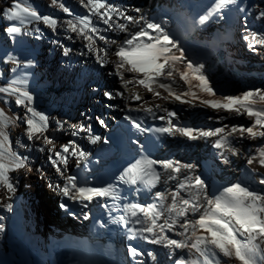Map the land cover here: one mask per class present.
<instances>
[{
  "label": "snow or ice",
  "instance_id": "obj_1",
  "mask_svg": "<svg viewBox=\"0 0 264 264\" xmlns=\"http://www.w3.org/2000/svg\"><path fill=\"white\" fill-rule=\"evenodd\" d=\"M235 0H213L206 12L198 19L191 21L193 26L203 25L213 16H222L223 10L234 4ZM80 4L87 9V15L74 16L68 7L58 0H51V7H58L70 17L66 20H59L51 15L40 14L37 9L30 5V0H23L22 3H15L6 9L0 10L8 21L19 22L20 24L40 22L53 32L61 28L68 33L67 39H80L84 41L81 55H92L96 62L105 67L111 65L112 70L108 72L111 77H116L120 88L106 91L105 97L109 100L121 98L129 101L140 102L133 108L125 105L128 114L124 119L140 131H155L161 135L174 136L179 134L189 140L209 139L212 147L219 151V154L228 163L226 152L233 156L238 155L236 144L240 141H256L264 138V107H256L257 104L264 105V90H245L237 95L219 94L207 75L203 73V65H194L185 57L182 46L175 40L167 30V20L144 21L143 16L137 18L130 15L127 9H121L108 0H80ZM135 11L139 13L140 8ZM260 15L264 17V12ZM93 17L96 18L95 23ZM115 17V18H114ZM144 21L142 26L131 31L130 25H136ZM101 26L104 32H120L127 35L123 39L109 40L101 34ZM21 27L15 23L5 28L6 34L13 36L21 32ZM41 32L40 28H35ZM71 34H76L75 37ZM248 42L252 51H257V46L264 47V34L245 30L242 37ZM96 39L104 41V46H97ZM114 45L115 48H109ZM71 48H64V54L68 55ZM12 63L20 66L21 62L12 59ZM28 63H31L29 61ZM183 65V68L180 67ZM15 71V69H13ZM126 74H132L128 78ZM179 81L187 85V90L175 91ZM195 82V84L193 83ZM129 85L139 87L151 94L152 100L161 99L165 101L174 100L180 105L200 106L205 109L215 110L217 115L209 116V120L225 121L230 116H246L249 120L245 124H223L214 129H194L192 127L177 126L172 123L173 118H178V111L173 108L162 107L160 104L152 105V102L145 99L138 91H131ZM198 91H194L193 89ZM160 90H163L161 92ZM126 93H130L127 94ZM163 93H167L164 95ZM0 101L4 107H0V206L11 208L6 201L11 200L16 191L15 177L10 173L26 169L29 157L18 154L13 150L12 141L9 138V125L18 127L19 124L25 127L26 142L16 140L19 148H37L40 152H48V160L55 167V171L61 179V184L53 185L66 198L60 207L69 210L70 204H79L87 208L94 200L121 199L120 189L115 184L102 186L89 185L81 182L77 175L69 174V160L75 157L76 167L79 168L82 161H86L90 155L84 148L80 147L75 140H70L60 145L57 149L54 140L45 136L50 121L54 120L57 130L64 129L67 121L55 120V118L38 111L34 105V96L24 87L22 80L7 81L0 85ZM207 96L210 98H203ZM214 97V98H213ZM11 98L17 108H23V113L12 111ZM195 101H199L197 105ZM7 108V111H6ZM162 111L164 115L157 116L156 111ZM144 112L147 116L160 121H166L167 126H160L154 129H144L137 118L130 115L131 112ZM227 115H221L220 112ZM102 127H107L106 121L96 117ZM19 121V124H17ZM74 131L73 136L79 133H88V141L97 144L102 137L94 135L91 124L68 125ZM40 142L39 146L35 142ZM104 143L108 140L104 139ZM51 146V147H49ZM246 163L250 166L249 171L258 176V184L264 186V145L256 149V154H249ZM258 165V167H257ZM156 166L163 171L158 172ZM193 165L181 166L176 160H157L149 156H142L135 163L127 167L117 178L121 184L129 187L142 185L149 191L160 183L167 185L168 181L176 180L174 190L166 188L165 191H157L154 194L156 203L148 204L143 202H127L122 210L125 216L119 217L125 226L129 223L139 225L129 229L131 235L129 240L141 238L153 245H161L170 249V255H175L176 250L188 249L189 252L198 254L203 259L186 260L183 255L174 261V264H214V258L222 254L223 257L240 261L241 264H255L254 256L260 250L258 240L264 243V189L255 190L251 186L241 182L231 183L223 188V191L216 195L209 194L206 182L200 176H184L183 180L178 179L182 168L191 169ZM137 192L140 189H135ZM182 192L189 194L188 198L182 196ZM170 198V203H165ZM108 205L105 204V207ZM119 207V205H114ZM201 209L203 211L201 212ZM199 213V218L195 215ZM87 220V214L83 217ZM163 218L162 222L161 219ZM169 233L180 239L172 238ZM128 253L133 261L145 253L129 244ZM152 256V253H147ZM212 257V258H210ZM153 259L155 257L153 256Z\"/></svg>",
  "mask_w": 264,
  "mask_h": 264
},
{
  "label": "bare ground",
  "instance_id": "obj_2",
  "mask_svg": "<svg viewBox=\"0 0 264 264\" xmlns=\"http://www.w3.org/2000/svg\"><path fill=\"white\" fill-rule=\"evenodd\" d=\"M49 1L30 0V5L37 9L40 14L51 15L59 20L72 18L58 7H51ZM192 1L199 2L200 0H108L109 3L121 9H127L130 15L137 18L143 16L144 21L159 22L167 20V30L172 28L174 24L171 17L174 14L188 13L186 6ZM15 3H22L23 6V0H0V10L6 9ZM58 3H63L68 7L74 16L88 14L87 9L80 4V0H58ZM136 8H140L141 11L137 13L135 11ZM261 12H264V0H257L254 14L241 21L237 27V33L241 37L236 39L235 34L234 38L226 44L225 62L223 64L215 63V57L209 54L210 47L213 46V34L220 30L221 25L218 21L208 28L199 30L194 36L198 46L184 51L185 57L192 61L194 65L204 66L203 73L207 75L214 88L218 90V95H237L245 90H255L257 88L264 90V47L257 46V51H252L248 47V42L242 38L246 29L258 34H264V17L260 15ZM95 20L96 18L93 17L94 23ZM144 21L136 25H130V30H138ZM11 23L21 27V32L13 36L6 34L5 28ZM103 27L101 26V34L105 35L109 40L116 38L122 40L127 35L118 31L114 33L104 32ZM35 28H40L41 32H36ZM67 35L68 33L59 27L53 32L52 29L40 22L32 21L31 23L20 24L19 22L8 21L0 14V85H5L10 80H22L24 87L33 94V106L38 111H42L55 118V120L67 121L68 123L62 130L56 129L54 120L50 121L49 128L44 135L54 140L57 149H59L60 145L70 140H75L80 147L90 153L88 159L81 162L80 167H88L89 169L86 170L94 174L99 172L107 161L117 155V152L109 145V142L104 143L103 140H108V134L114 127H124L129 124L124 119V116L128 114L125 110V105L135 108L140 102L121 98L102 102L101 98H103L102 95L104 94L96 91H106V89L101 85V82L98 84V82L91 79V77L98 76L95 71L91 72V66H95L98 63L94 56L80 54L85 51L83 48L84 41L78 38L69 40ZM71 35L73 37L76 36V34ZM177 42L183 46L179 41ZM96 45L103 47L104 41L96 39ZM108 47L115 48L114 45H108ZM64 48H71L72 51L65 55ZM57 54L60 56L58 60L55 59ZM13 58L21 62L19 67L12 63ZM29 61L31 63H28ZM228 62L231 64V69H224V66H228ZM105 67L109 71L112 70L111 65ZM180 67L183 68V65H180ZM126 76L131 78L132 74H126ZM193 83L195 84V82ZM117 84L120 87L118 82ZM187 87L182 81H179L177 76V85L174 86L173 90H187ZM129 89L138 91L145 99L151 101L152 105L160 104L162 107L169 109L175 108L179 115L178 118H173L172 123L177 126H181L184 120H189L194 129L205 130L214 129L223 124L247 125L249 123L246 116H230L227 120L219 122L209 120V116L217 115L215 110L205 109L200 106L180 105L179 102L171 99L169 101L152 100L151 94L146 93L142 88L129 85ZM193 90L198 91L195 88ZM160 91L163 92V90ZM163 94L167 95V93ZM3 95L0 94V96ZM203 98L207 99L210 97L203 96ZM11 101L10 107L12 111L8 112V114L10 116L14 113L22 114L23 108L15 106L14 98H11ZM195 103L198 105L199 101H195ZM102 104H105L106 108L101 106ZM0 107H4L2 101H0ZM256 107L260 108L264 107V105L257 104ZM118 111L120 112L118 113ZM154 111H156L155 108ZM202 111H207L208 113ZM156 114L157 116L164 115L162 111H156ZM220 114L227 115L223 111ZM130 115L137 118L142 128L147 122L154 120L144 112L133 111ZM203 115L205 116L203 117ZM96 117L103 118L108 126H100ZM164 122L167 126L166 121ZM17 124H19V121H17ZM71 124H91L92 134L101 136L102 141L97 144H91L87 139L89 134L83 132L73 136L71 133L74 130L68 126ZM200 125L205 126L201 127ZM128 126L129 130L127 128L126 132L130 141L138 143L144 136V131H140L130 124ZM8 131L13 150L17 151L18 154L29 157L28 167L32 171L28 172L26 169H21L15 173H10V176L15 177L16 191L12 195L11 200L6 201V203L11 204V208L0 206V264L1 257L10 254L8 246L10 244L7 238L10 224L19 214L21 216L22 212L24 213L25 227L29 235L33 236V233L36 234L38 242L42 246V251L38 250L37 244H31V241L26 239L25 233L21 231L27 241V248L20 254H13L15 264H106L100 261L83 262L78 258L74 248L69 250V252H65L60 245L53 244L54 242L52 241L54 238H60L65 234H70V232H77V230H79L80 234L85 233L88 219L85 220L83 217L85 214L89 217L91 207L96 205L99 200H94L87 208L79 204H70L69 210L62 209L60 205L66 198L62 197L60 192L53 186L61 184L62 181L56 173L55 167L48 160L50 153L40 152L38 147L19 148L16 145V140H20L21 143L26 142L24 125L19 124L18 127L9 125ZM63 133L68 136L61 140ZM215 139L216 137L189 140L179 134L174 136L167 135L163 140L157 160L171 158L173 161H180L181 166L193 165L194 167L191 169L182 168V172L178 174V179L183 180L184 176L194 177L198 175L206 182L209 194L214 193L212 190L213 183L217 185L216 195H219L225 186L231 184V182L218 179V176L244 183L255 190L264 189V186L258 184V176L249 171L250 166L246 163L249 154L255 155L256 149L264 145V138L256 141H240V143L236 144L238 155L233 156L231 153H225L228 156V163H225L219 151L212 147V141ZM35 143L43 146L38 141ZM75 159V157H72L69 160V174L72 175H76L80 170L76 167ZM89 160L91 164L88 163ZM98 164L99 166L97 167ZM203 164L210 167L208 175L203 173ZM176 183V180H171L165 185L162 177L160 185L155 192L165 191L166 188L174 190ZM155 192L148 202L154 201ZM37 194H42V198H38ZM181 194L184 198L189 196L187 192H182ZM57 196H59L60 202L59 199L56 200ZM202 211L203 209H201ZM33 212L43 217L47 212L57 213L58 220L45 217V222L43 221L47 225L45 232L40 226L37 228ZM195 218H199V213L195 215ZM138 227L139 225H137ZM79 233H77L76 237H78ZM169 235L172 238L180 239V237H175L171 233ZM131 242L135 243V247L145 253V255L137 257L135 261H133L127 250ZM123 243L126 245L125 256L127 264H174V261L181 255L186 260L203 259L198 254L189 252L188 249L176 250L175 255H170V249L161 245L150 244L141 238L129 240L126 237ZM256 243L260 245L261 249L264 248V243L259 240ZM4 244L5 247H3ZM261 249L254 256L255 264H264V252ZM147 253H152V256L147 255ZM153 256L155 259H153ZM214 264H241V262L236 260L235 257L226 258L220 254L214 258Z\"/></svg>",
  "mask_w": 264,
  "mask_h": 264
},
{
  "label": "rangeland",
  "instance_id": "obj_3",
  "mask_svg": "<svg viewBox=\"0 0 264 264\" xmlns=\"http://www.w3.org/2000/svg\"><path fill=\"white\" fill-rule=\"evenodd\" d=\"M49 1V0H48ZM49 3H51V1H49ZM51 5V4H50ZM241 36L238 34V33H236V39H238V38H240ZM59 54H57V55H55V59L56 60H58L59 59ZM91 72H93V71H95L97 74H98V76H96V77H91V79L92 80H94V81H96V82H98V84H99V82H101V85L104 87V89H106V91H112V90H114V89H118V88H120L119 86H118V84H117V78L116 77H111V76H109L108 75V72H109V70H107V68L106 67H101L99 64H96L95 66H91ZM224 69H231V64L228 62V66L226 65V66H224ZM99 72V73H98ZM100 76V77H99ZM112 81V82H111ZM113 83V84H112ZM118 86V87H117ZM106 91H104V90H102V91H100V90H98V91H96V92H101V94L103 93H105ZM103 96V98H101V101L102 102H104V101H110L109 99H107L106 97H105V95H102ZM116 99H119V98H116ZM113 100V99H112ZM89 106V105H88ZM101 106H104L105 108H106V105L105 104H102ZM121 111V110H120ZM120 111H118V113L120 112ZM202 112H204V113H208L207 111H202ZM163 113V112H162ZM155 120V119H154ZM207 123H208V121H206ZM67 136L68 135H66L65 133H63V136H61V140L62 139H65V138H67ZM82 167V166H81ZM83 167H85V166H83ZM80 168V167H79ZM78 168V169H79ZM218 176V175H217ZM216 176V177H217ZM218 179H221V180H223V181H227V182H235L234 180H231V179H226V178H220L219 176L217 177ZM238 182V181H237ZM36 196H38V198H42V194H37ZM41 196V197H40ZM59 199V196H57L56 197V200H58ZM59 202H60V199H59ZM165 203H170V198L167 200V201H165ZM22 215L21 216H17L16 217V219H18L19 221H20V223H21V226H20V230L22 231V232H24L25 233V236H26V239L28 240V241H31V244L32 243H35V245L37 246V248H38V250L40 251H42V246L39 244V242H38V237L36 236V234L35 233H33V236H30L29 235V233H28V231H27V229H26V227H25V217H24V213L22 212L21 213ZM33 218H34V220L36 221V225H37V228H39V226L41 227V229H44V231L46 232V224H44V219H45V217L46 218H50V219H55V220H58V218H57V213H51V212H47V213H45L44 214V217L43 216H40L38 213H36V212H33ZM36 215V216H35ZM162 220H163V218L161 219V221L160 222H162ZM44 221V222H43ZM40 222V223H39ZM43 222V223H42ZM12 223H13V221L11 222V224H10V227H11V225H12ZM39 224V225H38ZM76 231V230H75ZM79 230H77V232H70V234L68 233V234H65V235H63L62 237H60V238H54V239H52V241L53 242H55L56 240H58V239H61V238H76V236H77V233H79L78 232ZM80 234V233H79ZM8 238V237H7ZM3 247H5V244L3 245ZM261 249V248H260ZM264 250V248L263 249H261V251L262 252H264L263 251ZM44 251V250H43ZM258 254V253H257ZM259 255V254H258ZM125 258H126V256H125ZM127 259V258H126Z\"/></svg>",
  "mask_w": 264,
  "mask_h": 264
}]
</instances>
